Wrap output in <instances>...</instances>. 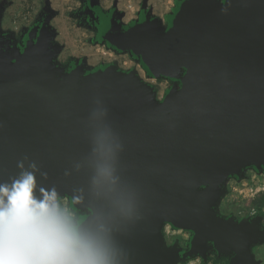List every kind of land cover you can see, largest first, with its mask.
Returning <instances> with one entry per match:
<instances>
[{
    "label": "water",
    "instance_id": "95a60500",
    "mask_svg": "<svg viewBox=\"0 0 264 264\" xmlns=\"http://www.w3.org/2000/svg\"><path fill=\"white\" fill-rule=\"evenodd\" d=\"M117 16L114 50L173 87L157 101L136 71H66L49 20L22 50L0 32V182L27 156L47 173L38 185L88 213L82 223L107 213L89 192L84 125L100 99L123 143L118 175L135 205L119 225L131 264L179 261V250L163 241L167 224L192 233L193 257L205 258L210 243L234 254L230 264H256L260 219H224L216 208L230 178L247 168L264 173V0H180L165 28L150 13L128 26Z\"/></svg>",
    "mask_w": 264,
    "mask_h": 264
},
{
    "label": "clouds",
    "instance_id": "9594fccd",
    "mask_svg": "<svg viewBox=\"0 0 264 264\" xmlns=\"http://www.w3.org/2000/svg\"><path fill=\"white\" fill-rule=\"evenodd\" d=\"M89 144V192L105 201L107 213L82 223L63 206L47 178L27 156L16 161L17 174L0 182V264H131L119 238V225L132 218L135 205L118 175L123 143L96 99L84 121Z\"/></svg>",
    "mask_w": 264,
    "mask_h": 264
},
{
    "label": "rangeland",
    "instance_id": "374dc122",
    "mask_svg": "<svg viewBox=\"0 0 264 264\" xmlns=\"http://www.w3.org/2000/svg\"><path fill=\"white\" fill-rule=\"evenodd\" d=\"M155 8H157V3L162 2V4L168 3L170 5L171 0H150ZM83 0H0V3L3 5V9L0 15V32H8L15 39H18L20 30H25L29 27L31 23L37 19L39 14L45 12L47 14V19L49 20L48 26L50 31L55 35L52 38V43L61 45L67 49V41H71L75 52L83 53V49H86V39L87 37L82 35L80 32H75L72 35V30L77 24L76 14ZM102 5L106 6L109 0H102ZM100 0L90 2L89 7L95 8L98 7L102 10ZM141 3L142 0H116L112 4L113 8L117 12L124 8V11H120V14L128 16L134 10L136 5ZM87 8V11L89 9ZM175 5L171 11L173 10ZM120 9V10H119ZM119 10V11H118ZM150 11L146 8V11L141 13L147 14ZM160 11V10H157ZM107 18L114 26V20L111 15L113 11L105 12ZM170 14V15H171ZM138 14L137 18L138 19ZM45 15H42V19H45ZM127 20V19H126ZM125 20V21H126ZM134 20H130L125 26ZM167 21L161 22L162 26L165 28L167 26ZM53 26V28H52ZM114 28V27H113ZM104 30V29H103ZM106 31V30H105ZM35 34V30H31L29 35ZM59 36V41L57 42L56 37ZM16 46V45H15ZM61 47V46H60ZM62 48V47H61ZM106 53V50H101ZM99 53V54H100ZM129 54V53H128ZM129 57H120L118 64L114 65L117 69L121 71H136L140 78L148 83L154 92L156 93L157 101H162L165 97L167 91H169L173 84L165 79H150L147 78L145 72L141 69L140 64L133 59L130 54ZM96 57V56H95ZM107 57L110 59L112 56L103 54L102 59L106 60ZM64 59L56 58L57 65L66 68L65 70L73 69L76 67L78 61L72 60L64 65L61 63ZM88 63L89 62V59ZM110 60L103 61L105 66H108L107 63ZM87 62V61H86ZM89 69L97 68L95 66L85 65ZM68 70V71H69ZM146 76V77H145ZM63 206L65 207L67 198L60 199ZM70 204V203H69ZM216 213L219 217L224 219H234L235 221H243L247 219H260V227L264 230V173L256 172L252 168H247L242 172L240 178H230L224 186V195L219 200ZM192 233L184 230H178L172 228L170 225H165L162 230V237L164 244L167 248H172L178 246L179 250H187L189 247V242L192 238ZM174 244V245H173ZM190 250V249H189ZM251 254L256 264H264V243L261 245H254L251 247ZM176 264H230L229 259L225 256L216 257L214 254H209L207 257L200 259L199 257L190 258L187 261L177 262Z\"/></svg>",
    "mask_w": 264,
    "mask_h": 264
},
{
    "label": "crops",
    "instance_id": "0c3cea01",
    "mask_svg": "<svg viewBox=\"0 0 264 264\" xmlns=\"http://www.w3.org/2000/svg\"><path fill=\"white\" fill-rule=\"evenodd\" d=\"M93 1H97V0H83L81 7H80V11L83 8L85 11L81 12L79 15L80 22H78V19H76L78 22V24H76V26L74 27V29L76 30H72V35H74L75 34L74 31H76V32H80L82 35L87 37L86 42H85L86 49H83V53H77L75 52L73 48L74 44H72L71 41H67V45H68L67 49H65L62 45H60L61 44L60 43L59 46H61L62 48L60 50L58 60L59 58L60 60L61 58L64 59L61 62L62 64H65L72 60H75V61L84 60L85 62L87 61L86 63L88 66L93 67L106 60L107 61L110 60L109 62L115 61L117 63L119 61L118 59L120 58V56H116L115 54L113 55V52H112L115 49V43H114L113 36H112V32H113L112 23H109L110 21L106 19L107 17L105 16L106 15L105 12H108L111 10L112 4L116 0H109L106 6H103L101 2L102 0H100L101 6L103 7L104 10L99 8V6L93 9L90 8L89 4L90 2H93ZM140 4L141 3L139 2V4L134 7V10L132 11L131 14H129L128 16L127 15L124 16V18L123 17L121 18L120 23L122 25L126 24L130 20H136L137 14L140 11ZM174 5H175V0H171L170 5L168 3L162 4V2H159L157 3V8H155L150 0H146V8L150 10L151 17L158 19V21L160 22H164L165 18L171 14V11ZM88 7L89 9L87 11ZM100 10L104 11V16L100 14ZM122 10L124 11V8H122ZM157 10H160V11H157ZM59 36L60 35L56 37L57 42L59 41L58 39ZM88 41H91V42H88ZM106 43L109 44L108 48L112 50H108L107 48H105ZM103 49L106 50L107 52L100 53V52H103L101 51ZM103 54H106L112 57L110 59L107 57V59L104 60L101 58ZM87 59H89L90 64L88 63Z\"/></svg>",
    "mask_w": 264,
    "mask_h": 264
},
{
    "label": "flooded vegetation",
    "instance_id": "af4514ba",
    "mask_svg": "<svg viewBox=\"0 0 264 264\" xmlns=\"http://www.w3.org/2000/svg\"><path fill=\"white\" fill-rule=\"evenodd\" d=\"M82 4V3H81ZM81 6V5H80ZM80 8H79V10L77 11V16H76V19H78V22H80ZM115 13V14H114ZM45 15L46 17H45V19L47 18V14L45 13V12H43V13H41V14H39V16L37 17V19H35V21L33 22V23H31L30 25H29V27L27 28V29H25V30H20V32H19V35H18V39H15L10 33H8V32H4L3 31V33H2V35L4 36V37H8V39L12 42V43H14L15 45H16V47L19 49V50H22V48H23V46H24V44L26 43V41L31 37V36H34L35 34H36V31H35V34H32V35H29L30 34V32H31V30L33 29H35L38 25H37V23H38V21L40 20V18H42V15ZM117 14H119V15H121L120 14V12H117V11H114L113 12V15H111L112 17H113V19L114 20H116L117 18H118V16H117ZM139 18V17H138ZM138 19H136V20H134L133 22H135V21H137ZM166 21V20H165ZM78 22H77V24H78ZM120 22H121V19H120ZM132 22H130L129 24H131ZM128 24V25H129ZM128 25H126V26H128ZM123 26H125V25H123ZM52 28H53V26H52ZM96 31V30H95ZM88 42H91V41H88ZM60 44V43H59ZM61 45V44H60ZM108 45L109 44H107L106 43V45H105V48H107L108 50H112V49H110V48H108ZM113 52V55L115 54L116 56H123V57H129L128 55V53H118L117 51H112ZM59 56V55H58ZM131 56V55H130ZM132 57V56H131ZM103 64H106V63H103V62H101V63H99V64H97V65H95V67H100V66H102ZM108 65H117L118 63L117 62H115V61H113V62H110V63H107ZM64 65V64H63ZM80 65H86V62L84 61V60H79L78 61V63H77V65H76V67L77 66H80ZM66 69V68H65ZM141 69H142V67H141ZM68 70H69V68H68ZM68 70H66V71H68ZM72 69H70L69 71H71ZM143 70V69H142ZM144 71V70H143ZM146 75V74H145ZM147 76V75H146ZM145 76V77H146ZM147 78H148V76H147ZM167 81V80H166ZM65 207L71 212V213H73L79 220H82L88 213L87 212H76V211H73L71 208H70V204L68 203V201H66V204H65ZM174 245V244H173ZM208 250H207V252H206V257L209 255V254H214L216 257H222L223 255H220V254H218L217 253V251L214 249V247L212 246V244H210V243H208ZM188 249L187 250H179V248H178V246H176V248L179 250V252H178V256H179V261L178 262H183L184 260L185 261H187L188 259H184V253H186V252H188V251H190L189 249H190V242H189V245H188ZM197 257H199L200 259H202V257H200V256H197ZM225 257V256H224ZM234 257V254H230L229 256H227V258L229 259V263H231V260H232V258ZM194 258V257H193Z\"/></svg>",
    "mask_w": 264,
    "mask_h": 264
},
{
    "label": "trees",
    "instance_id": "16d2710c",
    "mask_svg": "<svg viewBox=\"0 0 264 264\" xmlns=\"http://www.w3.org/2000/svg\"><path fill=\"white\" fill-rule=\"evenodd\" d=\"M180 0H175V6H176V4L179 2ZM2 9H3V5L0 3V15H1V11H2ZM83 11H85L84 10V8L83 9H81V11H80V13L81 12H83ZM110 11H116L115 10V8H113V6L111 7V10ZM144 11H146V2H145V0H142V2H141V4H140V11H139V13H138V16L141 14V13H143ZM79 13V14H80ZM147 13H150V11H148ZM100 14L101 15H103L104 16V11H102V10H100ZM106 16H108V15H106ZM170 16V15H169ZM169 16H167L166 18H165V20H168V18H169ZM47 19V18H46ZM46 19H42V18H40V20L38 21V23H37V27L34 29L35 31H36V34H37V31L39 30V28L45 23V21H46ZM50 33H51V35H52V37H54V33L52 32V31H50ZM36 34L34 35V36H31L28 40H30V39H34L35 37H36ZM27 40V41H28ZM26 41V42H27ZM25 45V44H24ZM24 47V46H23ZM23 49V48H22ZM70 208H71V206H70ZM72 209V208H71ZM73 210V209H72ZM74 211V210H73ZM228 219H231V218H228ZM249 221H251L252 219H248ZM238 222H240V221H238ZM213 246V245H212ZM214 247V246H213ZM184 259H190V258H193V256H191L190 255V253H189V251L188 252H186V253H184Z\"/></svg>",
    "mask_w": 264,
    "mask_h": 264
}]
</instances>
